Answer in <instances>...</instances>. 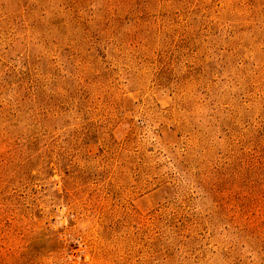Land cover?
Listing matches in <instances>:
<instances>
[{"label":"rangeland","instance_id":"obj_1","mask_svg":"<svg viewBox=\"0 0 264 264\" xmlns=\"http://www.w3.org/2000/svg\"><path fill=\"white\" fill-rule=\"evenodd\" d=\"M0 264H264V0H0Z\"/></svg>","mask_w":264,"mask_h":264}]
</instances>
